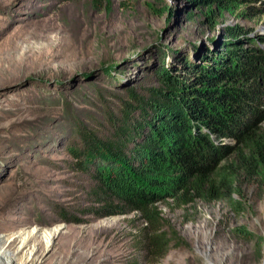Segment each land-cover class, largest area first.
Returning a JSON list of instances; mask_svg holds the SVG:
<instances>
[{
    "label": "rangeland",
    "instance_id": "rangeland-1",
    "mask_svg": "<svg viewBox=\"0 0 264 264\" xmlns=\"http://www.w3.org/2000/svg\"><path fill=\"white\" fill-rule=\"evenodd\" d=\"M198 1L0 0V264L16 235L33 231L38 264H264V167L239 179L231 201L182 206L162 186L148 188L159 197V218L148 224L135 212L108 215L109 205L124 206L103 199L93 168L77 169L69 151L82 150L83 130L111 137L109 115L131 103L128 89L147 96L158 86L162 60L205 91L208 106L230 87H263L260 74L247 80L242 69L256 67L247 54L264 53V0ZM206 56L224 58L232 77L221 80ZM185 62L206 71L201 80ZM213 73L216 83L203 81ZM258 101L253 123L264 133ZM193 123L192 134L207 131ZM215 140L220 158L237 146ZM145 232L164 240L149 248Z\"/></svg>",
    "mask_w": 264,
    "mask_h": 264
},
{
    "label": "trees",
    "instance_id": "trees-1",
    "mask_svg": "<svg viewBox=\"0 0 264 264\" xmlns=\"http://www.w3.org/2000/svg\"><path fill=\"white\" fill-rule=\"evenodd\" d=\"M225 1L211 0L208 6ZM208 22L213 24L212 19ZM233 52L229 54L235 55ZM260 54L257 57L247 54V59L256 67L244 68L242 72L247 80H256L260 74L263 87H230L216 95H222L221 99H216L220 103L210 106L201 102L205 91L202 93V89L188 85L184 80L187 74L180 75L162 60L155 71L158 86L151 88L147 96L128 89L131 103L122 104L120 117L109 115L113 126L111 137L100 139L92 132L82 131V150L70 147L69 151L77 169L87 172L93 168L103 199L116 200L125 208L109 205L111 213L108 215L135 212L151 224L159 218L155 206L159 197L148 188L159 186L173 202L182 206L197 200L231 201L239 179L253 177L264 167V133L253 123L258 119L262 98L255 100L258 95L264 96V53ZM205 59L221 80L225 76L232 77L229 70L224 69L227 66L222 65L224 58L219 61L206 56ZM237 63L235 72L240 70ZM184 67L189 69L191 77L199 76V80L206 72L192 71L189 62H185ZM108 72L113 74V71ZM214 73L203 81L216 83ZM195 120H200L207 131L192 134L197 128ZM215 137L233 138L237 146L225 158H220L221 149ZM168 175L169 178H165ZM143 238L151 248L156 241L164 240V235L145 232Z\"/></svg>",
    "mask_w": 264,
    "mask_h": 264
},
{
    "label": "bare ground",
    "instance_id": "bare-ground-1",
    "mask_svg": "<svg viewBox=\"0 0 264 264\" xmlns=\"http://www.w3.org/2000/svg\"><path fill=\"white\" fill-rule=\"evenodd\" d=\"M32 233H21L16 235L14 242L16 241V251L15 252H8V264H15L16 263V256L23 253L26 257L25 260L22 261V264H38V260L35 256L36 248L32 245L33 234ZM59 229H54L51 231L47 236L46 240L48 244H51L58 236ZM12 239H6V243H11Z\"/></svg>",
    "mask_w": 264,
    "mask_h": 264
}]
</instances>
